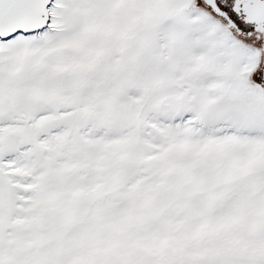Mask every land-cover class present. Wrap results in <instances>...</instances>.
Segmentation results:
<instances>
[{
    "label": "snow or ice",
    "instance_id": "1",
    "mask_svg": "<svg viewBox=\"0 0 264 264\" xmlns=\"http://www.w3.org/2000/svg\"><path fill=\"white\" fill-rule=\"evenodd\" d=\"M0 264H264V0H0Z\"/></svg>",
    "mask_w": 264,
    "mask_h": 264
}]
</instances>
